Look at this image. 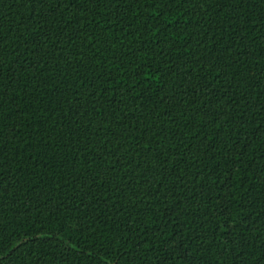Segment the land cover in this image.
I'll return each instance as SVG.
<instances>
[{
    "label": "trees",
    "instance_id": "16d2710c",
    "mask_svg": "<svg viewBox=\"0 0 264 264\" xmlns=\"http://www.w3.org/2000/svg\"><path fill=\"white\" fill-rule=\"evenodd\" d=\"M0 264H264V0H0Z\"/></svg>",
    "mask_w": 264,
    "mask_h": 264
},
{
    "label": "snow or ice",
    "instance_id": "6c2138e0",
    "mask_svg": "<svg viewBox=\"0 0 264 264\" xmlns=\"http://www.w3.org/2000/svg\"><path fill=\"white\" fill-rule=\"evenodd\" d=\"M38 3H45L46 0H37ZM85 4L88 3H92V4H96L97 6L102 5V4H107L109 6H111L112 4H119L120 0H84ZM135 2H139V0H135ZM155 3V0H153V5ZM137 15H139V13H137ZM154 15H158L157 13H154ZM104 37V32L103 30L101 31V33L96 37V42L99 43ZM99 50V49H97Z\"/></svg>",
    "mask_w": 264,
    "mask_h": 264
}]
</instances>
